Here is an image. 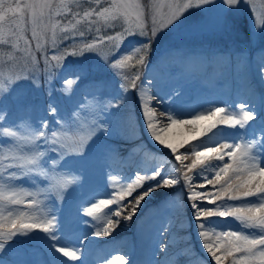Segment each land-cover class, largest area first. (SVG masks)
I'll use <instances>...</instances> for the list:
<instances>
[{
	"label": "snow or ice",
	"instance_id": "snow-or-ice-1",
	"mask_svg": "<svg viewBox=\"0 0 264 264\" xmlns=\"http://www.w3.org/2000/svg\"><path fill=\"white\" fill-rule=\"evenodd\" d=\"M248 5L256 17L252 30L264 36V8L257 11L255 0H0V45L11 49L6 55L15 61L7 75L0 73V264H88L85 253L95 243L89 237L110 236L121 219L132 221L142 212L141 206L154 193L177 186L184 192L185 201L177 214L189 217L201 249L214 264H264V49L259 60L237 53L231 96L209 102L207 107H172V103H181L183 95L177 85L165 92L171 100L169 107L159 110L152 101L163 104L160 93L166 85L158 75L147 74L158 37L182 28L190 10L216 12L220 31L232 33L233 18L241 6ZM137 35L139 41L125 44L128 37ZM81 41L78 53L74 46ZM107 45H111L110 58L101 57L102 63L74 60L59 64L62 56L66 59L86 51L99 53ZM130 47H134L131 54ZM60 52L62 56L57 54ZM57 67L63 72L57 73ZM228 67L231 74V58ZM41 68L47 74L49 95L54 77L59 76L65 91H70L77 83H95L101 70H115L112 75L118 77L117 90L106 96L84 92L92 102L93 118L85 122L86 132L77 137L71 133L78 113L74 111L65 119L51 100L45 111L57 127L44 117L32 124L26 119L13 120L4 101L11 99L19 111H29L33 105L27 101L26 86L19 81H30L39 88L37 72ZM256 84L262 90L257 91ZM130 92L137 100V124L154 142L153 148L158 144L168 149L171 158L150 168L137 166L131 174L123 175L115 195L105 192L103 195L110 198L98 199V192L81 191L86 176L84 182L78 177L66 178L64 169L72 163L66 157L79 156L83 159L78 163H86L88 153L94 151L97 133L109 140L113 136L124 139L120 125L132 115ZM78 106L89 109L84 100L78 101ZM158 113L166 121H159ZM100 115L103 120H99ZM24 125L27 127L21 134L18 128ZM177 126L187 128V138L174 143L167 134ZM186 146L187 151L181 153ZM105 149L114 157L120 155L119 149L110 144ZM72 184H77L75 191L80 192L77 214L75 218H61L55 207L65 200V191ZM166 195L162 194L161 200ZM81 209L91 221L80 217ZM103 209L107 211L97 216ZM159 211L148 221L161 219L150 255L138 264H167L172 229ZM80 225H91L95 230L76 235ZM32 241L38 242L41 252L35 261L30 252L23 251V246ZM129 260L124 253L110 261L105 259V264H129Z\"/></svg>",
	"mask_w": 264,
	"mask_h": 264
},
{
	"label": "rangeland",
	"instance_id": "rangeland-1",
	"mask_svg": "<svg viewBox=\"0 0 264 264\" xmlns=\"http://www.w3.org/2000/svg\"><path fill=\"white\" fill-rule=\"evenodd\" d=\"M145 2H147V0H145ZM255 3L257 11L264 8V0H255ZM190 12L191 15L186 13V15H188V20L182 28L169 33L167 36L161 33L160 37H158V42L153 45V51L149 56V60L152 62V65L147 74H151V76L158 75L162 79V82L166 85L165 91L160 93V96L164 97V102L163 104H158V106L162 107V109L168 108L171 103L170 98L165 95V92H171L177 85L181 87L183 95L180 98V104L172 103V107L174 108L183 107L185 109H193L200 105L207 107L209 106V102H217V99L218 101L228 99L232 94L231 93L224 99L219 97L220 90H222L224 86H231L233 84L234 72L232 69V76L229 82L217 79L208 85L204 81V76H194L188 69L181 67L180 61L183 56L182 51L205 49L203 52L207 51L209 55L211 54L209 59V61H211V59H214L216 55L214 51L217 52L219 49L227 48L226 46H228L227 49H229V51L238 49L237 53L243 52L246 56L250 57H256L261 53V50L264 49V36L259 33V30H252L253 22L256 17L255 14L251 12V5L241 6L240 11L233 18L235 30L232 33L220 31L216 19V12H204L200 9H192ZM64 23L66 24L67 21L65 20ZM140 39L141 37L138 35L128 37L125 44L127 45L128 41H139ZM221 45H224L225 47ZM82 46L83 41L78 42L74 46V50L79 53ZM60 47L63 49V44H61ZM70 50L73 49L70 48ZM110 50L111 45H107L101 48L99 53L86 51L82 56H69L66 59L63 58L62 52L57 54L62 56V59L59 61V64L61 65L70 64L74 60H86L88 64L96 65L98 61L101 63L103 62L101 57L108 56L110 58ZM132 51H134V47H130L129 54H131ZM167 53H170L173 57L171 59L165 58ZM223 61L227 63V59H223ZM3 62L4 60L1 59L0 73L7 75L8 69H2V67L6 65L3 64ZM14 63L15 61H10L9 68H11ZM51 63L54 65L57 64L56 61H52ZM55 71L57 73H62L63 69L61 67H57ZM113 71L115 70H101L97 73L99 79L95 83L89 85L77 83L71 86L70 91H65L66 85L59 76L54 77L51 81L52 94L49 95V85L45 79L47 74L41 68L37 72L40 79L39 88L35 87L30 81H19L20 84L26 86L24 91L27 96V101L33 105L29 111H19L11 99H6L4 103L7 104L9 101L7 105L10 106L13 120L26 119L28 124H32L38 122L41 117H44L50 122L52 127H57V125L54 122V118L45 111L49 100L56 103L60 109L59 115L63 116L65 119H69L71 114L75 111L78 114L74 118L76 123L73 125L71 135L77 137L86 132L87 125L85 122H90L93 118V113L91 111L92 102L90 97L84 96V92H92L97 96H106L116 91L118 77H114L112 75ZM68 78H71V73H68ZM230 91L232 92V90ZM224 93L228 95L230 92L226 89ZM213 98L216 100L214 101ZM80 100H84L86 104H89V109L79 107L78 101ZM128 103L133 111L130 119H124L121 121V135L124 139H119L113 136L109 140L97 133L98 138H94V151L88 153L89 159L86 163H78V161L83 159L79 156L70 155L66 157L68 161H72V163H69L64 169L67 173L66 178L78 177L81 182H84V177L86 176L87 182L85 184V188L81 191L98 192L100 193L98 199L110 198L104 196L103 194L108 192L113 195L114 191L116 192V190L120 188L122 184L120 175H124L128 172L134 162L137 163V166L141 163L139 165L140 167L150 168L153 163H167L171 158V153L168 149H163L158 144H156L155 148H153L154 142H150V137L144 128L137 124L140 117L135 94L131 92L129 93ZM103 119L104 116L100 115L99 120ZM26 127L27 125L18 128L21 134H24ZM226 131L232 130L226 129ZM186 132L187 128L177 126L172 128L167 135L172 142L179 143L182 139L187 138L185 135ZM0 135H2V133H0ZM61 135L63 136L65 134L61 133ZM113 143H116L117 145ZM192 143H198V141H194ZM106 144H110L111 147L116 145V147L119 148L120 155L122 156L119 155V157H114L105 149ZM89 146L91 147L92 145L90 144ZM187 148L188 146L180 149V152L183 153L187 151ZM156 149H160V151H156ZM119 160H121V162L123 161L124 164L119 165ZM113 168L118 169L113 171ZM81 173H84V175H80ZM76 188L77 184L69 185L65 191V200L63 202H57L58 208L56 204L55 211L61 218H75L77 214V203L80 199V192L75 191ZM184 191L186 192V190ZM161 194H167L164 200H161ZM133 195H135V193ZM131 199L132 197L127 198V200ZM127 200L124 203H127ZM184 203V192L181 191L179 186L173 189H161L159 193H154L145 205L141 206L142 212H138L137 215L133 217L132 221H123L121 219L119 226L110 236H92L89 238L95 239L94 249L98 252H101L100 248L103 247V254L108 257L109 261L114 255H121L124 253H127L128 257H130L129 252L136 244L128 234L129 231H132V226L130 224L133 221H136L137 231L135 232L140 239L137 246L139 248V251L137 250V261L139 262L142 259H147L150 255L152 239L156 235L155 230L160 226L161 219H156L151 223L148 221L150 217L158 215L157 209H159V215L162 216L163 222L168 224L172 229V248L170 249L169 256L167 257V264L185 263L187 258L180 252L183 247V250L185 249L186 251L202 249L201 241L197 238L195 229L191 227L189 217L177 214V210H182ZM86 206L91 205L89 204ZM112 207H115V205ZM103 211H107V209L97 212L96 215L102 216ZM79 215L84 220H92L91 217L83 215L82 209L80 210ZM114 219L116 218L114 217ZM92 223L95 224L96 222L92 221ZM233 226H237L235 222H233ZM94 230L95 229L92 228L91 225H80L76 230V233L91 232ZM119 234L122 235V237L112 241L111 244H102L101 247L97 246L104 241L113 239ZM122 245H124L125 248H123ZM23 251L30 252L31 258L34 261L38 260L41 256L39 244L36 241L26 243L23 246ZM205 255L208 256L207 253ZM103 264H105V262H103ZM115 264H120V262H115ZM212 264H214V262H212Z\"/></svg>",
	"mask_w": 264,
	"mask_h": 264
},
{
	"label": "bare ground",
	"instance_id": "bare-ground-1",
	"mask_svg": "<svg viewBox=\"0 0 264 264\" xmlns=\"http://www.w3.org/2000/svg\"><path fill=\"white\" fill-rule=\"evenodd\" d=\"M172 57H173V56L170 55V53H167L165 58H167V59H171ZM223 57H224V54L220 53V54L217 55L215 58H223ZM260 57H261V53L258 54V55L256 56V58H257L258 60L260 59ZM215 58H214V59H215ZM235 71H236V69H235ZM194 72H195L197 75H199V76L203 73L202 70H198V69H196V68H195V71H194ZM212 72H213V74H212V78H213V80H217L219 77H220V78H223V79H225V80H230V79H231V76H232V72H231V74H230V72H229V67H228L227 65H224V62H223V61H220V60H218V59H216V60L213 62ZM234 76H235V72H234ZM213 80L210 79V78H208V77L205 79V81H206V83H207L208 85L210 84V82H213ZM255 87H256V89H258V91L262 90L259 84H256ZM144 98L147 99V92H146ZM152 103H153V105H155L159 110H163L162 107H159V106H158V104L156 103L155 100H153ZM157 115H158V120H159V121H161V122L166 121V118H165V117H163V116H159V113H158ZM185 118H187V116H186ZM158 127H159V124H158ZM167 136H168V135H167ZM115 170H116V169L113 168V171H115ZM131 172H132V171H130V170L128 171V173H130V174H131ZM88 254L90 255L91 258H94V259H96V258L99 259V257H100L96 250H89V249H88V251L85 253V255H88ZM181 254L184 255L186 258H189L190 256L194 257V258L191 259V260H194V259H200V264H202V263H201V260H202L203 264H205V261H208L209 264H212V263L210 262V256L205 255L206 253H205V251L203 252V250H202L201 252H199L198 250L194 249L193 251L190 252L189 250L186 251V250L184 249V250L181 252ZM68 264H77V261H76V262L68 261Z\"/></svg>",
	"mask_w": 264,
	"mask_h": 264
},
{
	"label": "trees",
	"instance_id": "trees-1",
	"mask_svg": "<svg viewBox=\"0 0 264 264\" xmlns=\"http://www.w3.org/2000/svg\"><path fill=\"white\" fill-rule=\"evenodd\" d=\"M7 53H11V49L8 48L7 46L0 45V60L1 59L4 60L3 64H6L4 67H2V69H9V62L12 61L8 57H6ZM16 55H19V54L17 53ZM37 55L39 56V53ZM29 93H31V92H29ZM8 103H9V101H8ZM7 104H5V105L10 109V106Z\"/></svg>",
	"mask_w": 264,
	"mask_h": 264
}]
</instances>
